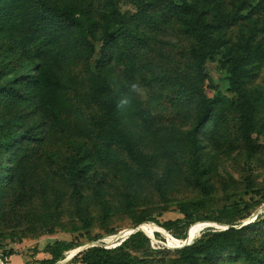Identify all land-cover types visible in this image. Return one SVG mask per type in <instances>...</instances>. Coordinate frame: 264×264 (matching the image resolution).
Masks as SVG:
<instances>
[{
	"label": "rangeland",
	"instance_id": "obj_1",
	"mask_svg": "<svg viewBox=\"0 0 264 264\" xmlns=\"http://www.w3.org/2000/svg\"><path fill=\"white\" fill-rule=\"evenodd\" d=\"M21 1L20 8H24L34 0ZM48 1L79 6L96 21H101L100 14L107 12L106 0ZM109 1L121 16L128 18L142 8L160 4L162 0ZM256 4L262 7L261 12L254 8ZM226 6L231 9L227 2ZM238 12V24L225 33L223 47L213 59L205 62V71L211 81L200 84L199 88L210 97L215 92L212 87H215L224 96L214 112V121L205 126L207 133L202 146L209 170L204 179L211 186V197L205 205L193 209L200 216H216L223 206L242 207L246 201L264 200V54L248 64L252 71L245 78L240 92L230 86L229 73L221 63L222 54L227 51L225 48L237 49V43L244 45L242 39L252 26L260 29L264 19V0H248ZM24 16L18 14L16 37L31 48L37 60L49 64L63 87L52 84L42 93L39 111L44 114L45 141L37 147L23 148L15 158L20 179L17 185L22 184L20 188L24 199L29 201L16 203L17 199L12 195L6 199L5 206L14 211V222L18 224L12 229L9 227L12 223L0 220V252H14L12 259L7 258V261L10 264H40V260L48 257L43 251L46 246L57 243L62 252L61 260L56 264H82L79 261L70 263L69 260L88 246L102 244L114 247L136 228L147 232L151 248L173 249L184 246L205 231L229 227L214 221L198 222L186 229L188 233L182 239L175 238L173 232L153 222L132 228L140 212L147 208L156 210L164 206L166 211L153 215L162 223L181 218L179 207L190 206L200 197L188 178L182 156H170L163 152L168 141L175 140L191 128L196 116L195 95L189 97V101L183 99V88L194 81L195 74L187 54L188 41L176 26H145L141 32L143 36L133 41L136 70L131 83L139 84L138 92H129L131 83L126 84L124 89L120 86L124 78L120 64L111 62L113 65L108 70L118 101L125 96L131 97L129 106L118 107V115L144 152L154 157L152 171L162 182L165 199H160L150 181L117 163L106 167L109 172L107 183L102 190V201L97 202L84 181L82 198L72 197L68 180L56 173L46 156H55L63 161V134L67 135L65 139L70 143L87 140L84 111L90 102L85 90L94 71L103 21L98 23L95 37H82L69 30L55 34L44 42V35L31 36L25 31ZM84 39L89 43H85ZM45 44H49V49L43 53ZM90 45L93 46V53H90ZM242 104L250 106V120L246 125L240 108ZM141 110L149 116L148 124L141 120ZM36 118L39 120L38 116ZM58 125L63 132L58 130ZM106 163L101 161L100 166L103 168ZM74 204L90 208L91 221L88 225L73 213ZM24 211L31 213V219L22 217L26 213ZM257 214L264 215V201L250 217L237 221L233 226L253 221ZM29 220L39 222L30 226ZM111 229L115 233L108 234ZM42 230L47 232L35 237ZM97 236L100 237L92 240ZM77 244L80 246L76 247ZM229 258L226 256L217 264H245V261L232 262ZM165 263L171 264L169 259Z\"/></svg>",
	"mask_w": 264,
	"mask_h": 264
},
{
	"label": "trees",
	"instance_id": "obj_2",
	"mask_svg": "<svg viewBox=\"0 0 264 264\" xmlns=\"http://www.w3.org/2000/svg\"><path fill=\"white\" fill-rule=\"evenodd\" d=\"M247 1L162 0L160 4L142 8L127 18L125 15L121 16L110 1L106 0L107 12L100 14L101 21H96L94 16L76 5L34 0L27 7L20 8L21 0H0V220L12 223L9 226L12 229L18 225L14 222V211L5 206L6 199L11 195L17 199L16 203L29 201L24 199L25 195L20 188L22 184L17 185L20 179L15 158L23 148L37 147L45 141L42 121L44 114L39 111L41 96L44 89L52 84L63 87L49 64L37 60L31 48L16 37L18 14L25 15V31L31 36L44 35V42L55 34L69 30H74L82 37H95L98 23L103 21L94 71L85 90L90 102V106L84 111L87 140L74 144L67 142L65 138L68 137L63 134V161L55 156H46L56 173L68 180L72 197L82 198L81 186L84 181L97 202L102 201V190L107 183L109 172L106 167L117 163L129 167L131 171L150 181L160 199H165L162 182L152 171L154 157L144 152L142 145L120 121L118 94L108 77V70L113 65L111 62L120 64L124 77L120 86L126 88V84L135 78L133 41L143 36V27L172 24L189 44L187 54L195 75L194 81L184 86L183 99L189 101V97L195 95L196 116L191 128L175 140L168 141L163 152L170 156H182L188 178L200 197L190 206L179 207L181 218L162 223L155 220L153 215H160L166 208H147L140 212L132 228L145 222H153L164 230L173 232L175 238L182 239L188 233L186 229L198 222L214 221L229 227L205 231L190 244L173 249L151 248L147 232L139 230L129 234L114 247L102 244L90 246L74 255L69 262L166 264V259H169L171 264H217L227 256L232 262L264 264V215L257 214L253 221L233 226L237 221L250 217L263 203V199L258 202L246 201L242 207L223 206L218 209V215L211 217L200 216L193 210L205 205L211 197V186L204 179L209 165L202 143L206 138V124L214 121V112L224 100V96L215 87H212L215 92L210 97L199 90L200 84L211 81L204 65L207 59H213L214 54L223 47L225 33L238 24V11L245 7ZM226 2L231 9L227 8ZM238 3L242 4L238 6ZM254 8L259 12L262 10L259 4ZM77 15L83 17L78 18L80 16ZM242 40L244 45L237 43V49L225 48L227 51L222 54L221 59L229 73L230 86L236 92H240L245 78L251 74L252 69L248 64L264 54V19L260 29L256 25L252 26ZM84 42L89 43L87 39ZM48 49L49 44H45L43 53ZM90 51L93 53L92 45ZM240 108L246 125L250 120V106L242 104ZM140 117L144 124L149 123V116L145 111H140ZM57 127L63 132L60 125ZM101 161L107 162L103 168L100 166ZM247 182H250V178ZM74 205L73 213L88 225L91 221L90 208ZM22 217L31 219V213L27 211ZM38 222L39 220H29L28 225L34 226ZM46 232L47 230L35 232V237ZM113 233V229L108 231V234ZM79 246L80 244L76 245ZM43 251L48 257L40 260V264H56L61 260L59 244L47 245ZM13 254L12 250H2V263L10 264L7 258Z\"/></svg>",
	"mask_w": 264,
	"mask_h": 264
},
{
	"label": "clouds",
	"instance_id": "obj_3",
	"mask_svg": "<svg viewBox=\"0 0 264 264\" xmlns=\"http://www.w3.org/2000/svg\"><path fill=\"white\" fill-rule=\"evenodd\" d=\"M139 89V84L137 82H133L129 86V92L130 93H135L138 92ZM131 104V97L130 96H125L123 97L120 101L119 104L117 105L119 108H125Z\"/></svg>",
	"mask_w": 264,
	"mask_h": 264
},
{
	"label": "water",
	"instance_id": "obj_4",
	"mask_svg": "<svg viewBox=\"0 0 264 264\" xmlns=\"http://www.w3.org/2000/svg\"><path fill=\"white\" fill-rule=\"evenodd\" d=\"M139 230H142V229H140V228H136V229H134L133 231H131L129 234H131V233H133V232H136V231H139ZM191 243V241L189 242V243H187V244H185V245H188V244H190ZM184 245V246H185ZM93 246V245H92ZM88 247H90V246H88ZM178 247H183V246H178Z\"/></svg>",
	"mask_w": 264,
	"mask_h": 264
},
{
	"label": "crops",
	"instance_id": "obj_5",
	"mask_svg": "<svg viewBox=\"0 0 264 264\" xmlns=\"http://www.w3.org/2000/svg\"><path fill=\"white\" fill-rule=\"evenodd\" d=\"M14 255H11L8 259L11 260Z\"/></svg>",
	"mask_w": 264,
	"mask_h": 264
},
{
	"label": "built area",
	"instance_id": "obj_6",
	"mask_svg": "<svg viewBox=\"0 0 264 264\" xmlns=\"http://www.w3.org/2000/svg\"><path fill=\"white\" fill-rule=\"evenodd\" d=\"M0 264H3L2 261H1V259H0Z\"/></svg>",
	"mask_w": 264,
	"mask_h": 264
}]
</instances>
